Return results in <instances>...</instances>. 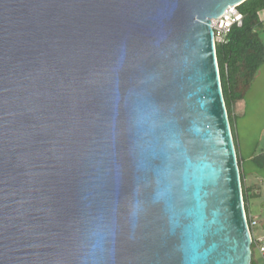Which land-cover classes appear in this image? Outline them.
<instances>
[{
  "label": "water",
  "instance_id": "95a60500",
  "mask_svg": "<svg viewBox=\"0 0 264 264\" xmlns=\"http://www.w3.org/2000/svg\"><path fill=\"white\" fill-rule=\"evenodd\" d=\"M246 0H0V264H253L213 21Z\"/></svg>",
  "mask_w": 264,
  "mask_h": 264
},
{
  "label": "trees",
  "instance_id": "16d2710c",
  "mask_svg": "<svg viewBox=\"0 0 264 264\" xmlns=\"http://www.w3.org/2000/svg\"><path fill=\"white\" fill-rule=\"evenodd\" d=\"M238 10L243 15V23L234 24L226 40L217 43V54L224 95L239 154L246 210L254 236L253 264H264V255L259 252L258 242H256L257 237L263 236L257 233L261 216L257 218L252 213L253 206L256 204L254 199L262 195L261 186L258 183L246 181L249 173L236 135L235 113V104L246 98L255 77L264 64V0H246L238 6ZM253 160L258 161L260 167L264 166V152L253 156Z\"/></svg>",
  "mask_w": 264,
  "mask_h": 264
},
{
  "label": "rangeland",
  "instance_id": "374dc122",
  "mask_svg": "<svg viewBox=\"0 0 264 264\" xmlns=\"http://www.w3.org/2000/svg\"><path fill=\"white\" fill-rule=\"evenodd\" d=\"M236 135L249 173L247 182L260 184L262 195L254 199L253 214L260 217L257 233L264 236V166L253 156L264 152V64L260 68L244 100L235 104ZM264 162V161H263Z\"/></svg>",
  "mask_w": 264,
  "mask_h": 264
},
{
  "label": "built area",
  "instance_id": "2783aa9c",
  "mask_svg": "<svg viewBox=\"0 0 264 264\" xmlns=\"http://www.w3.org/2000/svg\"><path fill=\"white\" fill-rule=\"evenodd\" d=\"M238 6H229L221 17L213 21L217 43L226 40V37L234 24L241 25L243 23V15L239 12ZM256 242H258L257 247L259 252L264 255V236L257 237Z\"/></svg>",
  "mask_w": 264,
  "mask_h": 264
}]
</instances>
